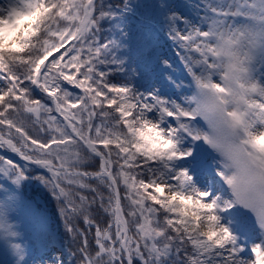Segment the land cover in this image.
Segmentation results:
<instances>
[{
  "label": "snow or ice",
  "instance_id": "snow-or-ice-1",
  "mask_svg": "<svg viewBox=\"0 0 264 264\" xmlns=\"http://www.w3.org/2000/svg\"><path fill=\"white\" fill-rule=\"evenodd\" d=\"M0 264H264V0H0Z\"/></svg>",
  "mask_w": 264,
  "mask_h": 264
}]
</instances>
